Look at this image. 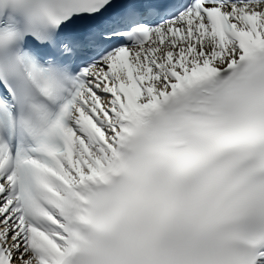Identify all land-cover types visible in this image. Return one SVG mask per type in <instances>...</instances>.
I'll return each instance as SVG.
<instances>
[{"label": "snow or ice", "instance_id": "1", "mask_svg": "<svg viewBox=\"0 0 264 264\" xmlns=\"http://www.w3.org/2000/svg\"><path fill=\"white\" fill-rule=\"evenodd\" d=\"M0 264H264V0H0Z\"/></svg>", "mask_w": 264, "mask_h": 264}]
</instances>
